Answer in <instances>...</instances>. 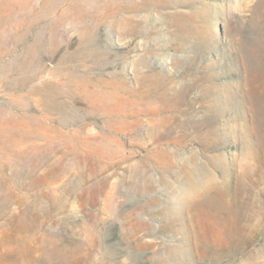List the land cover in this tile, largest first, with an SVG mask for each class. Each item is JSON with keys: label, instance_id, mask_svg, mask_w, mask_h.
Here are the masks:
<instances>
[{"label": "rangeland", "instance_id": "374dc122", "mask_svg": "<svg viewBox=\"0 0 264 264\" xmlns=\"http://www.w3.org/2000/svg\"><path fill=\"white\" fill-rule=\"evenodd\" d=\"M0 264H264V0H0Z\"/></svg>", "mask_w": 264, "mask_h": 264}, {"label": "bare ground", "instance_id": "6f19581e", "mask_svg": "<svg viewBox=\"0 0 264 264\" xmlns=\"http://www.w3.org/2000/svg\"><path fill=\"white\" fill-rule=\"evenodd\" d=\"M33 118V117H32ZM28 119H30V118H28ZM22 120V119H21ZM23 135V134H22ZM22 135H20V136H22ZM19 138V137H18ZM14 149V148H13ZM7 150V149H6ZM18 153V152H17Z\"/></svg>", "mask_w": 264, "mask_h": 264}]
</instances>
